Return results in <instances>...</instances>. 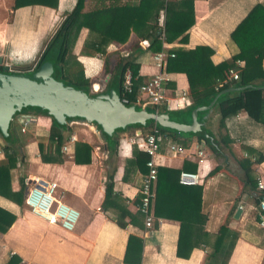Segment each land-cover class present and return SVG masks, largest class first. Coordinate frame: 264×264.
I'll list each match as a JSON object with an SVG mask.
<instances>
[{"label":"crops","instance_id":"0c3cea01","mask_svg":"<svg viewBox=\"0 0 264 264\" xmlns=\"http://www.w3.org/2000/svg\"><path fill=\"white\" fill-rule=\"evenodd\" d=\"M74 3L75 0H57L55 10L29 6L13 11L11 10L13 0H0L1 66L4 58L14 64L15 61L20 62L30 57L31 52L38 48L44 34L52 32L61 17L72 9ZM257 3H264V0H193L194 24L187 32L186 44L180 45L176 42L163 44L162 50L167 54L174 48L192 50L197 46H206L213 52L209 58L212 65L226 61L234 54V47L228 42L229 34ZM86 4H89V0ZM37 22L39 25L36 29V25L33 26ZM29 29H35L36 33H32L36 37L33 38V43L29 44L30 49L20 50V45L25 42L24 32ZM84 37L85 30H81L73 53L77 56L84 77L91 83L92 92H104L109 88L118 90L119 76L112 72L115 65L113 60H109L108 71H105V55L90 57L79 54ZM147 46L146 40L139 39L131 33L126 43L122 45L113 43L108 46L106 53L117 52L122 56H134L135 64L138 65V77L142 83L157 72L152 59L153 54L147 51ZM262 68L264 69V61ZM168 76L170 81L165 85L166 97L177 100L182 92L187 95L188 85L185 76L179 73ZM94 85H97L96 90L93 88ZM144 108L147 110L155 108V112L160 114L167 113L171 119L179 123L191 122L190 112L193 109L190 110L188 104L180 109L167 108L165 105ZM162 110L166 113H162ZM199 113L198 131L204 130L208 132L207 135L221 141L220 151L214 155L203 142H195L205 153L203 162L198 165L193 153L195 143L184 147L182 143L185 141L182 140V136H176L179 140L174 142L169 134L161 133L157 140L158 155L154 160L156 167L195 173L198 180L193 186L195 188L186 191L184 195L180 194L177 185L155 181L152 187L151 210L153 202L156 201L161 207L186 208L203 216L204 224L201 226L196 224L187 243H199L203 237L211 242L212 237H205L204 234H215L222 224H226L231 231L238 233L227 264H264V229L255 219L253 203L260 192L257 189L253 192L248 189L240 196L241 182L244 180L240 162H244L245 159L241 147H250L264 156V111L263 124L254 122L242 110L226 118L223 125L220 123L218 109L213 108L205 114ZM43 115L21 110L10 123V131L16 142L21 145L23 155L12 172L11 190L18 191L21 182L28 185L35 179L55 184V198L77 209L80 217L74 230L67 233L56 226L46 224L24 208H19L0 197V208L15 217L9 229L0 234V264H6L12 256L20 260L18 264H123L129 235L142 240L139 264H205L206 249L203 247L193 248L187 259L176 256L179 230L176 221L158 218L155 219L156 226L153 221L152 228L148 230L144 228L143 218L138 217L136 224H127L125 229H121L116 225L113 216L101 208L106 172L111 169L113 192L119 194L125 201L123 206L129 214L137 212L139 189L146 168L142 164L132 163L131 159L132 148L140 150L137 144L144 137L140 129L133 128L118 134L114 154L109 159L105 143L98 140L96 132L91 128L92 125L71 121L68 123L69 132L65 134L63 143L68 136H74L76 141L69 146L67 152L60 151L62 162H42L38 145L42 146V154L46 158L57 159L59 156L54 155V145L48 142L50 124ZM26 117L30 118L31 123L28 130L21 134L19 121ZM138 133L140 134L137 136ZM76 143H84L91 147L88 164L73 162ZM172 143L183 146L185 152L182 155H173L168 150ZM184 162L186 169H191V165H195V170H183ZM214 169L217 171L212 173ZM250 169L253 177L264 183V160L252 165ZM237 209L240 210V215L234 218ZM128 219L127 217L124 219L126 223Z\"/></svg>","mask_w":264,"mask_h":264},{"label":"trees","instance_id":"16d2710c","mask_svg":"<svg viewBox=\"0 0 264 264\" xmlns=\"http://www.w3.org/2000/svg\"><path fill=\"white\" fill-rule=\"evenodd\" d=\"M87 1L75 0L72 9L61 17L52 32L47 36L38 55L29 64L20 68L17 67V70H9L8 74H34L44 61L49 60L54 65L52 77L55 80L90 92L91 83L84 77L77 56L73 53L80 31L85 30V37L81 42L79 54L90 57L105 55V71H108L109 60H113L115 65L112 72L119 76L118 92L121 98L129 104H133L134 94L122 93L121 84L126 70L131 73L134 88L141 84V79L138 77V65L134 61L135 57L131 55L122 56L117 52L106 53L108 46L113 43L117 45L126 43L131 33L139 39L146 40L148 42L146 49L152 54L163 51V44L174 42L180 45L186 44L188 40L187 32L194 24L193 0H138L137 3L121 2L120 0H89V4H86ZM29 6H40L55 10L57 0H13L11 10L14 11ZM160 14L163 15V26L158 29L156 20ZM228 42L234 47V54L228 60L217 65L211 64L209 58L213 52L206 46H197L192 50L174 48L168 51V54H173L174 57L166 60L164 71L168 74L179 73L185 76L188 85L187 104L190 110L196 106L208 105L216 94L229 88H240L247 85L264 86V69L262 68V61H264V3H257L249 10L229 34ZM236 61L241 62L242 66H237ZM229 69L237 72L238 78L236 81L227 80ZM139 108L137 107V109ZM213 108L218 109L222 125L226 118L236 115L241 110L245 111L246 115L254 122L263 124L264 91L246 88L238 92H227L219 96ZM22 111L44 114L33 108L22 109ZM148 111L155 112V108L148 109ZM207 111L199 114H205ZM161 112L166 113L165 110ZM71 121L93 125L90 122L76 118L67 120L65 126H58L52 122L48 142L54 145V155L60 153V147L66 138L65 134L69 132L68 123ZM10 126L8 139L3 141L2 146H0L2 152V159H0V197L19 208H24L23 198L26 185L21 182L18 191H12L10 186L13 177L12 172L23 158L21 145L16 142L10 131ZM154 126L160 133L169 134L174 142L179 140L176 136H182V140L185 141V143H182L184 147L187 144L201 141L214 155H217L220 151L219 144H221V141L219 142L211 135H207L208 132L204 130L175 133L148 120L143 127L137 125L127 126L123 130L113 131L109 136L103 137L108 158L110 159L114 154L118 134L135 128L140 129L141 134L145 135L150 133ZM241 149L245 159L244 162H240V167L244 173L240 196L248 189L252 192L256 189L257 180L253 177L250 167L264 160L263 154L257 150L247 146H242ZM38 150L41 153L42 162H62L60 154L57 159H49L42 154L41 145H38ZM90 151L91 147L87 144L76 143L74 145L73 162L75 164H88L90 162ZM147 159L148 157L143 151L138 150L136 147L132 148V163L136 162L145 166ZM191 166V169H186V162H184L182 169L194 171L195 165ZM111 171L109 169L106 172L101 208L105 213L113 216L119 228L125 229L127 224H136L138 217L143 218V216L138 209L135 214H129L125 210L123 206L125 201L112 190L113 171ZM216 171L217 169H214L212 173ZM146 172L147 169L144 173L146 174ZM179 173V170L158 167L156 182L165 181L177 185L180 194L184 195L186 191L189 192L195 187L179 185ZM259 194L253 200L256 213L255 219L258 222V201L264 197L263 193ZM140 198L139 195L137 208ZM152 216L155 222H153L154 226L157 223L155 219L158 218L173 220L178 223L179 230L176 242V256L178 258L187 259L193 248L203 247L206 249L205 264H227L238 233L231 231L226 224H222L215 234H204L205 237H212L211 242L206 241L203 237L199 243H187V239L196 224L201 226L205 222V218L200 216L198 212L186 208L161 207L155 201L152 205ZM126 217L129 218L128 223L124 220ZM14 220L15 217L12 214L0 208V234H4ZM141 251L142 240L129 235L122 263L139 264ZM19 262L20 260L17 257L12 256L6 264H18Z\"/></svg>","mask_w":264,"mask_h":264},{"label":"water","instance_id":"95a60500","mask_svg":"<svg viewBox=\"0 0 264 264\" xmlns=\"http://www.w3.org/2000/svg\"><path fill=\"white\" fill-rule=\"evenodd\" d=\"M1 66V58H0ZM9 68L4 66L0 71V143L8 139V129L14 116L22 109L33 108L44 113L50 126L54 122L58 126L67 125V120L76 118L92 123L99 141L113 131L123 130L127 126L143 127L148 120L163 129L175 132H194L199 130L197 115L209 110L222 94L238 92L246 88L262 90L264 86L247 85L240 88H229L215 95L208 105H200L190 112L189 124L174 121L166 114L148 111L129 104L121 98L118 90L109 88L104 92H86L80 88L66 85L55 80L54 65L44 61L34 74H8ZM140 133L137 134V136ZM240 215L237 209L234 218Z\"/></svg>","mask_w":264,"mask_h":264},{"label":"built area","instance_id":"2783aa9c","mask_svg":"<svg viewBox=\"0 0 264 264\" xmlns=\"http://www.w3.org/2000/svg\"><path fill=\"white\" fill-rule=\"evenodd\" d=\"M156 25L158 29L163 26V15L157 17ZM173 54H166L164 51L153 54L152 59L157 68V72L148 80L142 82L134 88L132 85L131 73L126 70L123 74L121 90L124 94H134L133 104L138 107L153 106L158 107L165 105L167 108L180 109L187 105V95L182 92L179 98L169 99L165 95V85L170 81L168 74L164 71L165 62L168 58H173ZM237 66H242V63L236 61ZM237 72L229 69L227 80L236 81ZM264 120V117H263ZM31 123L29 117L19 121V132L21 134L28 130ZM161 136L159 130L154 126L152 131L145 134L137 147L143 151L148 159L145 162L147 169L143 175L139 195L141 196L138 210L143 216V225L145 229H151L153 216L151 210V202L153 199L152 187L156 181L157 167L155 157L158 155L159 144L158 138ZM76 141L74 136H68L65 143H62L60 149L62 152H67L70 145ZM168 150L173 155H182L185 148L179 144L173 143L168 146ZM193 153L196 158V164L203 162L205 155L198 143L193 145ZM198 175L181 171L178 176V183L182 186H194L197 183ZM256 189L264 194V183L257 181ZM56 186L52 183H44L35 179L33 182L26 185L24 191L23 205L34 217L41 219L48 225L56 226L63 232H72L78 223L80 214L77 209L67 205L55 198ZM257 211L259 214V225L264 229V197L258 201Z\"/></svg>","mask_w":264,"mask_h":264},{"label":"rangeland","instance_id":"374dc122","mask_svg":"<svg viewBox=\"0 0 264 264\" xmlns=\"http://www.w3.org/2000/svg\"><path fill=\"white\" fill-rule=\"evenodd\" d=\"M39 23H40V20H39ZM35 25H36V29H37L38 28V25H39L38 22L36 24H34L33 27H35ZM39 30H38V32H40ZM32 32L33 33H36L35 29H29L28 31H25L24 32V35H25L24 36V41L25 42L20 45L21 46L20 47V50H25V49L28 50V48L30 49L31 46H29V44L31 45L33 43V38L36 37V35H34ZM48 35H49V33L48 34H44L42 40H40V42H39L40 44H39L38 48H36L35 52H31V56L30 57H28L25 60H21V61L18 60L20 62H16L15 61L14 64L11 63V61H9V59L4 58L3 59V62H2L3 63V66H0V67L3 68L4 66H7L9 68V70H11V69L17 70V67L20 68L22 66H25V65L29 64L38 55V53L40 52V50L42 48V45H43V43H44V41H45V39L47 38ZM101 79H102V77H100V80ZM95 86H97V85H94L93 86L94 90L97 89V87H95ZM91 92H92V89H91Z\"/></svg>","mask_w":264,"mask_h":264}]
</instances>
